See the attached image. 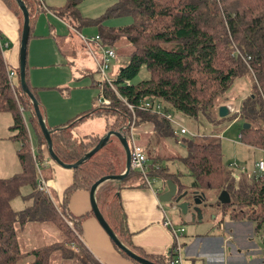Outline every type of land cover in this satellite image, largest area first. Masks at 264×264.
Here are the masks:
<instances>
[{"label":"trees","instance_id":"1","mask_svg":"<svg viewBox=\"0 0 264 264\" xmlns=\"http://www.w3.org/2000/svg\"><path fill=\"white\" fill-rule=\"evenodd\" d=\"M3 1L18 16L20 35L22 14L17 2ZM22 1L29 14V37L32 34L34 12L42 7L39 0ZM79 1L66 0L63 5L51 8V11L76 30H81L87 24L96 25V34L101 44L109 46L117 37L123 36L131 43L132 49L129 51L128 62L119 67L111 80L117 93L107 83L103 84V93L110 99L108 104H95L59 126L48 127L52 151L61 161H76L98 142L101 135L89 133L74 136L70 131L77 121L89 115L111 116L110 121L104 122L105 130L127 132L131 113L124 101L135 104L140 99L150 97L161 100L166 106L187 117L216 121V118L221 117L216 115L213 119L211 116L210 109L214 100L245 73L252 77L251 92L240 101L239 111L234 115L248 122L249 127H241L238 132L239 142L264 150V0H221L222 9L216 6L214 0H115L96 18L82 17L77 9ZM121 15L131 16L128 25H105V18ZM141 66H145L148 76L136 82L130 81ZM7 68L0 49V111L11 114L12 122L8 126L12 131L10 138L19 143L15 151L19 171L0 177V264H20L23 259H26L23 264H49L51 252L63 248L61 242L22 251L16 239L15 226L25 221H44L48 219L50 211L53 221L60 220L64 243L73 244L76 248L73 250L65 247L61 254L73 258L77 264H101L79 241L80 222L86 214L74 215L68 210L67 202L73 190L83 188L88 192L92 181L98 177L119 174L124 169L116 170L110 152L117 155L118 151L123 152L121 143L109 135L102 147L72 168L70 183L61 192V201L54 206L36 182L25 122L31 124L39 145L43 144L45 149L46 142L38 127L32 103L19 85L17 66L12 69L15 72L12 85L7 79ZM25 81L27 85L26 71ZM28 88L33 93L32 87L28 85ZM38 108L40 111L39 105ZM24 111L27 120L23 119ZM135 111L139 115L138 121L151 123L156 142L171 136L169 125L161 115L140 109ZM204 134L200 138L187 137L184 143H180L186 150L180 159L193 178L189 185L181 183L177 178L179 173L170 172L166 167L158 165L154 171L161 179H173L178 191L186 189L188 193L185 198L190 197L191 189L198 192L210 189L215 191L216 196L220 189H224L228 192L229 202L217 204L219 221L224 216L231 221H250L251 232L262 237L264 172L249 176L240 173L239 178H235L231 175L228 163L223 162L219 134ZM113 143L118 148L110 146ZM136 175L137 171L130 169L119 181L112 178L102 180L93 190L97 209L121 243L150 262L170 264V246L164 254H148L131 242L118 191L126 178ZM138 178L140 184L145 185L140 176ZM25 184L30 187L27 197L34 202L16 211L11 206V200ZM35 206H40L43 212L41 215L33 211ZM65 220L70 221V226ZM112 244L117 252L133 264H143L134 261Z\"/></svg>","mask_w":264,"mask_h":264},{"label":"rangeland","instance_id":"2","mask_svg":"<svg viewBox=\"0 0 264 264\" xmlns=\"http://www.w3.org/2000/svg\"><path fill=\"white\" fill-rule=\"evenodd\" d=\"M113 1L115 0H80L77 5V9L82 17L86 16L96 18L99 17V14L103 12L105 7L110 5ZM214 1L216 6L222 9L220 2L221 0ZM49 18L55 20L50 16ZM130 21V15L113 16L104 19L105 25L112 27L125 26L128 25ZM60 23L58 21L52 22V25L56 27V30H58V36L53 38L51 41H47L45 44V47L47 49H52V62L48 66V68H50V70H53L56 73L53 75L52 78H50L52 74L44 75L41 71H37V73L35 74V78L39 80L41 84L45 85V87L39 89L36 98L38 101L41 102V104H43V100L47 103L48 110L46 112L48 114H50L49 107L56 106L60 104V102L64 101L62 97H65V99L69 98L68 103L72 104L74 107L78 105H84L88 107L91 105L92 95L95 97V95L100 90V86L98 85V81L100 80V74L98 69L96 68L94 56H101V48L104 46V44H99L98 41H90L88 45H86L79 38L77 32L72 27L68 28L67 26H63L65 22L63 23L62 20ZM80 32L85 38L88 36H92L97 32V26L94 24H87L80 30ZM35 43L36 42H34V40H29V44H27L26 55L27 52L30 50L39 49V47L43 46L45 42H38L37 44ZM109 47H111L113 53H115V56L114 58L110 59L107 66L108 68L105 69V75L109 80H112L115 77L119 67L128 62L130 53L129 51L132 49V45L123 36H119L116 38V40H114V42H112L111 45H109ZM27 64L29 66L28 70H30L31 72L29 60L27 61ZM65 76L68 77L67 83H61L59 84V86L54 84L55 81H58L59 79ZM147 76L148 72L145 66H141L138 73L133 78H131L130 81L136 82L146 78ZM251 78L252 77L249 73H245L242 76L237 77L231 83L230 87L226 90V92L216 97L210 109L211 116H213V119L216 118V115L218 116L217 112L220 104H225V106L229 108L228 114L225 117L221 116V118L219 119L216 118V121H203L201 119H193L183 115L180 111L176 109L166 106V108H168L173 117L178 119V121L181 122L182 125L187 127L188 130L190 129L194 131L195 135H193V137L188 135V133H171V136L160 139L156 142L155 138L153 137L151 123H141L138 120L134 122V136L136 137L137 142L143 147V150L146 153L147 162L150 163L149 165L151 169L147 170V179L150 180L153 188H156L158 193H161L166 188L165 180L159 178L157 176L158 174L154 171V167L158 165L166 167L168 171L173 172L175 174L179 173L178 177L186 184H188L189 180L192 178L186 165L183 164L180 159L181 156H184L186 154L185 147L180 143H184V140H186L187 137L200 138V136L205 135L204 133L209 132L219 134L221 156L223 162L233 163V166L228 165L231 170H233L234 167L236 171H240V166H234V163H236L238 165H243L246 169L245 171L247 172L248 170H251V168H253V163L256 159L262 158L264 161L263 149L244 145L239 142L238 132L241 129L243 122L245 121H243V119H241L240 117H236L234 115V113L237 114L239 111L238 109L240 101L251 92ZM13 81H15V77L13 78ZM23 113V119L27 120V113L25 111ZM110 119L111 116H105L104 114L99 117L92 116L86 118L75 125V127L72 129V134L81 136L86 133H89V130H94L97 131L99 135H104L106 131H104V122L106 123V121H110ZM30 126L31 124L26 121L25 127L27 129V137L29 141V152L31 155L34 170L36 171V182L41 177L44 183H46L45 180H47L48 176L52 175V169L50 167L51 164H55L57 166L59 165L55 163L49 157V155H47L45 146L43 144L39 145L36 133L32 130V127ZM33 133H35V141L37 142V145H35ZM204 139L210 138L204 137ZM110 146L118 148L114 143ZM6 148L7 147H5L3 151ZM110 152L113 156L112 159L115 163L116 170L119 171L120 169H123L124 166L122 165L124 163V153L122 151H118L117 155L113 154L112 151ZM59 167L62 168L61 166ZM15 168H17V165H15ZM67 169H69L70 171L72 170V168ZM241 172L242 171H240L239 173ZM0 173L13 174L14 172L10 168L6 169L5 171L0 170ZM242 174L248 176L245 172H243ZM139 176L140 174L137 171L136 177L138 178ZM130 177L133 178L134 176ZM236 178H239V175ZM46 186L47 190H42L46 193V196L49 198L52 204L54 206H57L62 199H60L59 197L60 194L57 196L54 192L55 189H52L47 183ZM29 190L30 187L27 184L22 185L20 187L19 194L13 197L11 200V206L14 210L19 211L21 209L27 208V206L31 205V203L34 202L33 199L27 197V193ZM203 192V204L205 207L201 215V222L195 221L194 223H200L201 227L206 225V230L212 227L221 229L223 221H228L229 219L224 216V220L222 222L217 221L218 218L220 219V214L217 213L218 205L215 191L205 189L203 190ZM159 203L161 204V207H163V209L165 210L166 216L170 219V221H172V223L178 226L177 224L180 222V218L178 216V211L171 207L172 203L165 201H159ZM33 211L36 212L37 215H41L43 213L41 211L40 206H35V209ZM91 218L95 219L94 215ZM229 221L234 222L235 220ZM238 222L241 223V241L244 244H256L258 246V250L261 252L259 260L264 262V245L261 242L260 236L254 235L251 232L252 223L246 220H240ZM194 223L187 222L186 227ZM15 227L16 239L18 241L19 248L22 251L44 244H49L51 242H61L63 248L67 247L69 249L71 248L75 250V246H73L72 244L67 242L64 243L65 239L63 237V229L61 228L60 220L55 219L53 221L52 211H50L48 219L44 221H25L22 224H16ZM79 233V237L83 239L81 231ZM105 236L106 238H108L107 235ZM108 240L111 246H113L111 239L108 238ZM79 241L82 242L81 240ZM80 244H82L84 248H86L83 243ZM63 248L61 250H63ZM61 250L55 249L51 252L52 257L49 264H77L73 258L66 256L64 257L63 254H61ZM79 252L80 248L78 250V253ZM25 260L26 259H23L20 264H23ZM249 264H252V260H250Z\"/></svg>","mask_w":264,"mask_h":264},{"label":"crops","instance_id":"3","mask_svg":"<svg viewBox=\"0 0 264 264\" xmlns=\"http://www.w3.org/2000/svg\"><path fill=\"white\" fill-rule=\"evenodd\" d=\"M65 1L66 0H40L41 7L45 6L44 8L46 9L41 8L37 12H34L35 16L32 22V34L29 35L26 42L27 44H29V40H34V42H36L35 44L38 42H45L39 49L30 50L27 52V55L25 54L27 85L32 87L35 98L39 89L45 87L44 84H41L40 81L35 78L37 71H41L44 75L52 74L50 78L56 73L48 68L52 62V49H47L45 47L47 41H51L58 36V30L52 25V22L58 21L60 23L62 20L63 23L65 22L63 26H67L68 28L72 27L51 11V8L61 6ZM49 16L55 20H52ZM74 30L77 32L78 36L81 34L80 30ZM19 36L18 16L7 7L3 0H0V37L2 40H6L9 43L7 48L2 49V56L11 69L18 65ZM28 60L30 62L31 72L28 70ZM67 81L68 77L65 76L55 81L54 84L59 86L61 83H67ZM95 97L92 95L91 105L88 107L84 105L74 107L72 104L68 103L69 98L65 99V97H62L64 100L63 102H60V104L56 106L49 107L50 114L46 112L48 110L47 103L44 100L43 104L38 101L45 126H59L66 120L73 119L77 114L86 112L91 106L97 105ZM92 116L99 117L101 115L93 114L84 119ZM82 120L77 121L74 126L70 128L71 133L75 125ZM11 122V114L8 111H0V170L5 171L11 168V170L16 173L19 171V166L15 151L19 143L10 138L12 131L8 126ZM89 133L99 135L98 132L94 130H89ZM33 134L35 141V133ZM35 145H37L36 141ZM5 147L7 148L3 151ZM15 165H17V168H15ZM50 167L52 169V175L48 176L45 182L52 189H55L54 192L57 196L60 194L59 197L61 199V192L64 187L70 183L72 170L70 171L65 167L60 168L55 164H51ZM8 175L11 174L0 175V177H6ZM177 178L179 177L177 176ZM192 180L193 178L186 184L179 178V181L185 185H189ZM143 182L145 183L144 180ZM118 195L120 197L122 209L125 212V223L130 232L132 244L148 254H164L167 252L172 241V235H170L168 228L162 225V210L164 209L161 207L158 197L152 192V189L148 187L146 183L145 185L140 184L139 178L128 177L121 185ZM68 197L67 206L69 211L74 215L86 214L80 222V231L84 240L79 238L88 252L101 264H133L111 246L100 224L95 221L96 219L91 218L93 217V213H91L90 204L88 208V192L83 188H77L73 190ZM223 220H221V222ZM217 221L219 222V219H217ZM177 225L178 226L174 224L177 228L179 226L183 228L180 237L181 259L177 264H249L250 260H252V264H264L263 261L259 260L261 252L258 250V246L254 243L244 244L241 241V223L238 221L230 222L229 220H224L221 229L212 227L207 230L206 225L201 227L200 223H194L186 227V224H182L180 220Z\"/></svg>","mask_w":264,"mask_h":264},{"label":"water","instance_id":"4","mask_svg":"<svg viewBox=\"0 0 264 264\" xmlns=\"http://www.w3.org/2000/svg\"><path fill=\"white\" fill-rule=\"evenodd\" d=\"M17 5L20 9V12L22 14V24H21V32L19 37V48H18V65H17V71H18V82L21 87V90L26 94L28 99H30L32 103L33 113H35L38 127H40V131L42 133V136L44 138V141L46 142V151L47 154L52 158V160L57 163L61 167L65 168H74L78 163L83 161L86 158H89L91 154L98 148L102 147L107 140L109 139V135H113L115 138H117L122 146V150L124 152V169L119 172V174H105V176L98 177L94 181H92L91 186L88 190V196H89V204H90V210L93 213L96 221L98 224H100L101 228L105 232V234L108 236V238L111 239V241L115 244L119 250L124 251L127 256L132 258L134 261H138L143 264H155L154 262H150L146 258L142 257L140 254L135 253L131 249H129L125 244L121 243L118 237L113 233L112 229L110 228L109 224H106L104 221L100 211L97 209L94 196H93V190L94 188L102 182V180H105V178H112L116 181L121 180L123 177H125L130 169L131 166L129 165V159H130V152L128 149V144L126 141V138L124 136V132L114 131L111 129H108L105 131L104 135H101L99 137L98 142L90 148L87 152H85L82 156H80L76 161L74 162H64L61 161L57 155L54 154L52 151V141H50V135L49 131L50 129L45 126L42 113H40L38 108V100L35 98L32 91L29 90L28 85H26L25 81V62H26V46H27V37L29 33L28 28V21H29V14L27 13L26 7L22 0H16ZM229 112L228 107L225 106V104H220L218 107V116H225ZM246 127H249L248 122H244L242 124V128L245 129ZM165 190H163L161 193H158L157 197L158 200L163 202H171L172 206L176 211H178V216L180 220L182 221V224H186L187 222H195V221H201V215L204 210V193L198 192L196 189H191L190 197L185 198L186 194L188 193L186 189H183L181 191L177 190L176 183L173 181V179L165 178ZM229 202V195L228 192L224 189H220L219 193L217 194V204L220 203H227ZM261 242L264 245V236L260 237Z\"/></svg>","mask_w":264,"mask_h":264},{"label":"built area","instance_id":"5","mask_svg":"<svg viewBox=\"0 0 264 264\" xmlns=\"http://www.w3.org/2000/svg\"><path fill=\"white\" fill-rule=\"evenodd\" d=\"M40 1V0H39ZM45 6H42V8H44ZM46 9V8H44ZM80 39L83 40V42L88 45V43L90 41H98L99 44L101 43L99 36L97 34H94L92 36L89 37H84L83 35L79 34ZM9 46V43L6 40H2L0 38V49H1V53H2V49L7 48ZM235 53H238L239 55L240 52H238V50L234 51ZM115 53H113V50L111 49V47L104 45L101 48V56H97L95 58V62H96V68L99 71L100 74V80L98 81V85L100 86V90L98 92L97 95H95V101L97 104H108L110 99L109 97L105 96L103 93V84L107 83L111 89L113 90V92L116 94L117 91L114 89V86L112 84V81L109 80L106 75H105V69H107L108 67V63L110 61L111 58H114ZM6 73H7V79L10 83V85H12V81L13 78L15 77V72L8 66V68L6 69ZM126 82V84H128L127 80H124ZM127 109H129L131 116L130 119L128 120V130L127 132L124 133V136L126 138L127 144H128V149L130 152V159H129V165L131 166V169H135L139 172L140 177L145 181V183L147 184L148 187H150L152 189V192L156 195H158V192L156 190V188L152 187V184L150 182L149 179H147V175L148 172L147 170L150 169V165L149 162H147V157H146V153L143 150V147L137 142L136 137L134 136V122L136 120L139 119V115L136 113V109H140L143 111H148L149 113H153V114H157V115H161L163 117V119L165 120V122L168 123L169 128L171 133H177V134H185L188 133V135H190L191 137H193V135H195L193 130H188L187 127H185L184 125L181 124V122L178 121V119H176L175 117H173V115L170 113V111L168 110V108H166V105L161 101V100H157L154 98H150V97H145V99H140L137 103L133 104V103H128L126 101H124ZM229 110V108H228ZM233 163H228L229 166H233ZM235 167L240 166V171H242L241 173L245 172L248 176L251 174H259L261 172H264V161L263 159H256L255 162L253 163V168H251V170H248L247 172L245 171V167L243 165H238L236 163H234ZM157 167V166H156ZM231 170V169H230ZM240 171H236V169L233 167V170H231V175L234 176L235 178L238 177V175L240 174ZM40 176V174H39ZM37 184L39 186L40 189L43 190H47V186L46 183H44V181L41 179V177L38 179ZM163 212V218L161 220L162 225L165 226L166 228H168V230L170 231V235H172V241L170 244V250L172 253V257L170 259V264H177L179 263L180 259H181V241H180V237H181V233H182V226H179L178 228L174 226V223H172V221H170V219L166 216V213L164 212V210H162ZM68 225H70V221H66ZM73 245V244H72ZM76 249V248H75Z\"/></svg>","mask_w":264,"mask_h":264}]
</instances>
